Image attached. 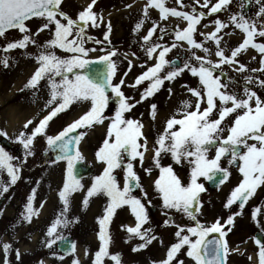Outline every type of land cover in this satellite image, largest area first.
<instances>
[{
    "label": "snow or ice",
    "instance_id": "snow-or-ice-1",
    "mask_svg": "<svg viewBox=\"0 0 264 264\" xmlns=\"http://www.w3.org/2000/svg\"><path fill=\"white\" fill-rule=\"evenodd\" d=\"M178 2L183 4V0H178ZM231 2L232 0H217L213 4L212 0H203L202 8L212 5L208 13H205L204 11L197 12L195 7L191 12L178 11L176 7H167L166 0H150L149 5L144 9L145 18L148 16V7L158 9L162 18H167L169 15L183 18L187 21V26L175 32L177 41H186L192 49H201L209 57L214 54L219 57V60L214 62L210 58L206 59L193 52L192 57L185 60L181 67L166 59L167 53L177 47V44L174 43L169 47L152 42L150 46L145 47V51L149 58L154 54L158 55V62L148 67L136 78L133 87L145 80L149 81V85L142 92L141 100L132 102L133 98L126 96L122 91L123 79L113 84L117 63L112 57L117 55L116 50L108 51L94 60L88 58L89 53L96 49L85 47L89 40L94 39L87 34V29L89 26L99 27L103 22L102 14L93 11L96 0H92L85 10L80 11L77 19L71 18L61 9L62 0H0V36H4L5 32L10 29H18L24 34L21 39L8 43L3 49L5 52L15 48H26L29 43L35 44L33 36L54 25L53 38L41 46L42 50L36 56L39 67L30 77L26 87L35 88L41 80H47L50 85V99L47 105L55 106L51 107L49 113L30 131L28 126L32 125L33 121L28 120L24 125V130L15 137L26 155H34V142L37 136L43 135L46 137L49 148L58 152L56 160L67 162L66 178L59 192L64 211L48 229L47 235L52 238L47 243L49 248L56 244L57 240L66 239L58 233V228L61 225L67 228L72 223L66 216L70 207L69 197L73 192L84 187L81 183L82 177L77 174L75 166L84 159L78 145L86 132H79L77 135H72V133L77 129L103 124L108 118L105 116V110L113 98L109 90L114 94L118 107L115 115L110 119L107 138L104 139L96 153L98 160L105 163L106 167L101 175L94 177V182L88 188L87 195L82 201L86 208L89 198L94 195L104 194L109 199L104 210L105 215L97 218L100 224L98 236L101 246L95 252L94 264H104L106 257H110L115 264H122L120 254H112L109 251L112 243L109 226L116 210L122 206H130L137 221L135 227L127 226L125 230L144 241L133 251L147 247L152 240L157 239L151 228L142 229V226L149 220L148 209L141 198L133 195V189L141 185L140 177L134 170L135 165L132 161L139 157L143 165L144 152L139 149L147 150L146 138L143 145L139 143L140 138L143 137L144 125L140 120L126 118L125 113L130 112L135 104L152 97L164 85L165 80L172 81L184 70H188L199 80L198 87H188V91L195 100L182 101L177 114L166 121V128L157 139L159 147L155 151L153 166L159 168L160 171L159 178L155 181V188L161 195L163 206L186 215L192 221L193 226L175 225L178 228L175 232L177 242L170 245L164 260L154 261L153 264H172L185 246H187V257L191 258L195 264H225L224 258L228 254L227 242L215 236L209 238L214 233L224 237L227 234L223 231L224 226L221 225L219 218L214 223L206 225L198 216L202 207L200 194L206 191L204 183L200 180L205 178L207 181H214L219 178V183L224 184L230 178L231 172L228 167L221 165V160L228 157L227 163L236 165L242 175V180L231 191L225 208L231 209L232 205L236 204L240 209L236 214L240 215L243 214L244 206L255 195L258 187L264 186V99L248 86L244 87L242 94L235 90L228 91L227 83L222 82V77L226 74L222 71L220 75L216 74L217 69H220L223 64L239 63L236 57L241 51H246L249 46L264 54V43L256 42L257 37H264V24L257 27L256 19L246 17L242 10L244 0H241L239 13L230 14L227 22L217 18L213 21L216 25L213 32L201 33L206 40L211 39L215 42L214 53L195 39L197 25L200 21L206 15L227 11V6ZM196 3L200 4V0H196ZM256 3L261 5L256 14L257 17L264 16V0H256ZM33 17L43 18L46 21L36 34H32L26 25V21ZM58 17H62L65 22ZM143 23V20L138 22L135 30L139 31ZM230 24L242 30L246 38L239 46L230 50V55H226L228 50L221 47L222 36L218 34ZM157 26L154 24L143 37L146 45L151 41ZM110 33L111 23L109 22L105 33V41L108 43H111L108 39ZM94 42L103 43L99 40ZM57 49L71 55H58ZM158 49L161 50L157 53ZM8 62L7 56L0 57V63L5 67L8 66ZM98 64L104 65V69L93 68V65ZM261 64L264 65V59L261 60ZM166 67L167 71H165ZM85 69L87 71H79ZM245 70H247L246 66L239 64L237 71ZM251 71L264 73V67ZM162 72L163 75H161ZM246 80L251 83L252 77H246ZM259 84L264 87V80H260ZM76 102H89L90 107L57 135H48L46 130L49 122ZM156 109L157 105L153 103L151 105L153 119ZM229 118L230 122H228ZM225 132H227L226 136ZM0 135L6 136L7 133L0 131ZM213 148L215 155L210 158L209 152ZM162 152L170 154L177 164L187 161L191 166L187 182L181 179L171 165H161ZM15 160L14 155L0 146V176L6 172L11 184L16 183L22 170V166L14 163ZM121 168L126 173L123 187L114 174L116 169ZM145 171L150 175L152 168L145 169ZM0 191H8V185L2 179H0ZM144 195L146 196L147 193L145 192ZM35 197L36 190L33 189L25 206L24 220L31 221L34 216L39 215L37 209L34 208ZM261 211V207L254 208L253 216L258 217ZM234 219L235 215L229 214L226 224H233ZM172 223L174 224V221ZM261 231L264 232V227ZM160 242L163 244L162 239ZM255 243L259 246L260 264H264V242L257 238ZM75 248L73 242L69 251L74 253ZM3 249L7 253L11 250V245L4 243ZM16 254L19 257L18 250ZM73 264H79V260L75 259ZM177 264H184V261L179 260Z\"/></svg>",
    "mask_w": 264,
    "mask_h": 264
},
{
    "label": "rangeland",
    "instance_id": "rangeland-1",
    "mask_svg": "<svg viewBox=\"0 0 264 264\" xmlns=\"http://www.w3.org/2000/svg\"><path fill=\"white\" fill-rule=\"evenodd\" d=\"M146 2L149 3L148 0H146ZM216 2L217 0H212L213 4ZM91 3L92 0H65L61 9L71 18L77 19L78 13L85 10ZM131 3L132 2L130 1L128 4L131 5ZM191 4L192 0H186L185 3L183 1L181 11L189 12V10H191ZM202 4L203 0H200V4H197L195 0V8L197 12L204 11L205 13H208L209 8L212 5L210 4L208 8H202ZM95 6L96 5L93 6V11ZM167 7H176L178 10L179 6L169 5ZM144 9L145 7H137V9L131 8V10H129V7H119L112 8L111 10L104 12L96 9L95 12L102 14L103 22L100 23L99 27H88L87 34L92 36L94 39L89 40L85 44V47L87 48L96 49L95 51L89 53V59L105 55L108 51L113 49L116 50L117 55L112 57V59L117 63V71L113 84L119 83V81L123 79L124 85L122 86V91L126 96L133 98L132 102L141 100L142 92L149 85V81L145 80L140 85L133 87L136 78L146 71L148 67L158 62V55L154 54L151 58L147 56L145 51L146 46H150L152 42L169 47L174 43L177 44V47L172 48L166 55V59L169 61H171L173 56L177 53L180 54L186 52L192 55L194 52L191 45L187 44L186 41H177L175 36L176 31L187 26L186 20L183 19L180 21V28H175L171 21H169L167 25L163 22L159 10L155 7H148L147 18H145ZM110 11L113 14L106 13ZM130 11L132 14L127 17L126 13ZM218 15L219 13L206 15L205 18L200 21V24L197 25V31L195 34V39L198 42H202L205 47L210 48L213 53L216 50L215 42L211 39L206 40L201 33L207 34L215 30L216 25L213 21L217 17L220 18ZM135 17H139L138 20L144 21L139 31L135 30ZM58 18L61 19L62 22H65L62 17ZM45 22L46 21L43 18L36 17L30 23L27 22L26 25L32 34H36L38 29ZM109 22L111 23V33L108 39L111 43L105 41V33L107 32V25ZM154 24L158 25L156 27V34H158V32L162 30L165 25L171 27L173 26L171 29L172 31L165 37V41H163L159 36L153 35L151 41H149L146 45L143 37L147 35L148 31L154 26ZM205 25H207V27H205ZM229 29L230 28L228 27L224 28L221 33L218 34L222 36L221 47H225L228 50L226 51V55H230V50L239 46V44L245 39V35H242V32L236 33L234 31H229ZM230 34L236 35V37L234 39H230L228 37ZM23 35L24 34L18 29H12L5 32L4 36H0V57L7 56L9 58L7 67L0 63V131L7 133L6 136L0 135V138H7L15 145H18L23 152L14 161V163L18 166H22L19 179L16 181L18 185L14 187L15 185L10 183V178L5 172L3 177L0 176V179L8 185V191H1L0 197L3 195L8 196L7 203L9 206H6L8 207V210L26 211L25 206L28 198L31 195L32 190H36L34 208H36L39 212V220L37 223L39 235L35 236V239L31 240V242L28 240L27 236L24 237L25 246L23 248L25 249L22 250V253L19 252V256H21V254L24 256L33 255L32 264H73L75 259H78L81 264H94L95 252L98 251L101 246V241L98 236L100 224L98 223L97 218L105 215L104 210L106 205L109 203V199L104 194L94 195L89 198V203L86 208L83 206L82 201L87 195L88 188L94 182V177L101 175L104 167H106L105 163L98 160L96 153L102 146L104 139L107 138L110 119L115 115V111L118 106H113L109 103L108 108L105 110V116L108 118L104 120L103 124H96L90 128L77 129L80 132H86V135L82 138L78 148L84 157L82 161L92 167L93 174L81 181L84 186L83 189L73 192L69 197L70 207L67 210L66 216L72 221V223L69 224L67 228H64L62 225L58 228V233L60 235L72 236L75 238L77 243V254L73 255L72 258H70L71 260H63L59 257L53 256L40 260L41 256L44 254L43 252L40 253V250L47 245L50 239H52L47 235L48 229L64 211V204L59 196V192L62 190L66 178L67 162H48L42 160L41 151L48 148L46 137L43 135L40 143V136H37L34 142V155H26L22 145L19 144L15 138L20 131L24 130L25 123L28 120H31L30 115H28V108L31 103L33 104V109L37 114L36 119L40 120L49 113L51 107L55 106L47 105V101L50 99V85L47 80H41L35 88L26 87L30 77L39 67L36 56L42 50L41 46L45 45L48 40L53 38L54 25H51L50 28H46L43 31H39L38 35H34L33 38L36 41L35 44L29 43L26 48H15L9 50L8 52L3 51L8 43L21 39ZM95 40L102 41L103 43H95ZM160 50L161 49H158L157 53ZM56 51L57 54L61 56L71 55L61 49H57ZM241 53H245V55H247L250 51H241ZM195 55L203 56L206 59L210 58L214 62L219 60V57L216 55L212 54L209 57V55L201 49H195ZM262 58H264V54L260 53L258 58L256 60H251V62L238 61L239 63L232 65L223 64L220 69H217L216 74L220 75L221 71L226 74L222 77V82L227 83L228 91L231 92L235 90L237 93L242 94L244 87L248 86L252 90L256 91L262 99H264V87H261L259 84L260 80H264V73L251 71L252 69H260L264 67V65L261 64ZM239 64H250V66L245 65L247 69L245 71H237ZM21 65H30L32 67L31 74H27L28 76L25 79L26 84L24 85V88L18 92H10V90L4 92L5 86L11 84V81L15 77V68H20ZM165 71H167V67ZM28 73H30V71ZM161 75H163V72ZM249 76L252 77L251 83H248L246 80V77ZM3 85L4 88L2 89ZM198 86V77L193 76L188 70H184L183 73L177 76L174 80H165L164 85L152 97H148L142 102L135 104V107H133L130 112L125 113L126 118L137 119L142 122L144 125L142 129L143 137L140 138L139 143L143 145L145 143V138L147 142L146 151L144 148L139 149L144 152L143 165H141L139 157L135 161H132L135 165L134 170L140 177L142 191L139 198H144L142 201L145 202L147 209L154 207L161 212V214H158L157 216V219L160 221L162 226L163 233H160L163 235V239H166L167 236H169V239H166L167 246L165 247L159 244H156L155 246L148 244L147 247L141 248L138 251H133L134 248L142 244L144 241H142L139 237L132 235L134 237L133 244L125 247L126 251L123 250L124 247L119 248L118 245L132 241V239L129 238V235H127V231L125 229L127 224L129 226L135 225L136 219L134 214L131 212L130 206H122L118 208L112 217L109 226V231L112 237V243L109 251L112 254L120 253L122 264H153L154 261L158 262L164 260L170 245L174 242L173 235H175V232L178 230L175 225H192L186 215L176 210L166 209L163 206L161 195L155 188V181L159 178L160 171L159 168H156L153 165L155 151L156 148L159 147L157 139L158 136L162 134L156 133V127H159L161 124L166 127V121L174 114H177L182 101L188 99H192L194 101L195 98L188 91V87L196 88ZM169 89L171 91H169ZM180 89L182 90V93L178 92ZM174 95L181 97L176 98L173 97ZM111 96L115 98L114 94H111ZM12 99L13 101H11ZM153 103L157 105L154 119L151 110V105ZM80 104L81 102L73 103L68 109L54 117L49 122L46 130L47 134H58L67 125L79 118L90 107L89 102H83V109L80 112V109L74 112ZM13 107L15 109L21 108L22 111L16 112L17 125L11 127V129H6L7 125H9L8 113ZM73 112L75 116L72 115L68 117L69 114L71 115ZM228 122H230V118ZM32 128L33 127L31 125L28 126L29 131ZM224 135L226 136L227 132H225ZM212 154L215 155L214 148L209 152V155ZM160 162L162 166L171 165L183 181H188L190 176L188 171L190 168L184 167L183 163L177 164L170 154L162 152ZM188 166L190 165L188 164ZM148 168H152L150 175L145 171V169ZM184 168H186V170ZM228 169L231 172V176L227 182L219 188V190L216 192L205 191L200 194L202 207L198 213L199 219L206 225L214 223L218 218L220 219L221 225L224 226L223 231L227 233L225 235V241L228 246V254L226 256L227 264H260L259 246L255 243L253 234L256 230L261 231L262 227H264V186L258 187L255 195L250 198L247 205L243 208V214H236L231 209L225 208V203L227 198L230 196L231 191L242 180V175L239 173L238 168H233L232 165L228 166ZM114 174L118 177L121 187H123L125 182V171H123L122 168L116 169ZM200 182L204 183V178H201ZM145 192L147 193L146 196L144 195ZM256 207H261L262 209L261 214L258 217L253 216V210ZM91 209H93L92 214L96 215L92 224L88 225L86 216ZM229 214L235 215L234 223L231 225L226 224ZM172 221H174V224ZM155 224L156 221L147 222V224L145 223V225L142 226V229H146L148 226ZM170 224L172 226H170ZM116 226L122 230V236L121 240L119 236H117L116 241H114V233L117 235L121 234L119 229L114 232ZM164 227L165 229L163 230ZM168 228L169 232L167 231ZM262 233L264 234V232ZM43 234H45L44 237ZM17 250L18 249H16V253ZM186 251L187 246L181 249L172 264H177V261L179 260H183L184 264H195V262H192V260L190 261V258L187 257ZM0 257L2 258L1 254ZM104 264H115V262L112 261L110 257H106L104 259Z\"/></svg>",
    "mask_w": 264,
    "mask_h": 264
},
{
    "label": "flooded vegetation",
    "instance_id": "flooded-vegetation-1",
    "mask_svg": "<svg viewBox=\"0 0 264 264\" xmlns=\"http://www.w3.org/2000/svg\"><path fill=\"white\" fill-rule=\"evenodd\" d=\"M241 0H232V2L229 4V7L236 10V13H239L241 11ZM260 4L256 3V0H244V7L243 12L245 13L246 17L253 18L257 20V26H260V22L263 16L257 17V12L260 8ZM227 160H223L224 163H226ZM9 222L5 221L3 218H0V230L2 229L6 230L8 228ZM9 227L13 228L14 223H10ZM6 236V235H5ZM4 236V237H5ZM3 237V238H4Z\"/></svg>",
    "mask_w": 264,
    "mask_h": 264
},
{
    "label": "bare ground",
    "instance_id": "bare-ground-1",
    "mask_svg": "<svg viewBox=\"0 0 264 264\" xmlns=\"http://www.w3.org/2000/svg\"><path fill=\"white\" fill-rule=\"evenodd\" d=\"M23 67H25V68H23V70L25 71L24 73H22V74H25L28 70H29V68H30V66H28V65H25V66H23ZM21 71V70H20ZM19 73V72H18ZM18 73H16V77H14V82H13V85H12V89L13 90H15L20 84H21V81H22V78L21 77H19V75L17 76V74ZM17 111L16 110H14V109H10V111H9V113H8V120H9V127H13V126H15L16 125V120H15V117L17 116V113H16ZM93 212V211H92ZM92 212H89V213H87V216H86V218H87V221L89 222V223H91V221H92V219H93V217H94V215L92 214Z\"/></svg>",
    "mask_w": 264,
    "mask_h": 264
},
{
    "label": "water",
    "instance_id": "water-1",
    "mask_svg": "<svg viewBox=\"0 0 264 264\" xmlns=\"http://www.w3.org/2000/svg\"><path fill=\"white\" fill-rule=\"evenodd\" d=\"M96 67H98L100 69H104V65H102V64L93 65V68H96ZM56 154L58 155V153H56ZM75 167H76V171H81L82 173H85V174H88L90 172V170L87 168L84 170H81L78 165H76ZM215 237H217V236H215Z\"/></svg>",
    "mask_w": 264,
    "mask_h": 264
}]
</instances>
